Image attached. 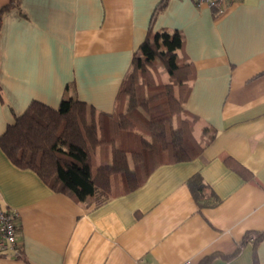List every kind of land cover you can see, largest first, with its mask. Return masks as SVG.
Instances as JSON below:
<instances>
[{"label": "crops", "instance_id": "1", "mask_svg": "<svg viewBox=\"0 0 264 264\" xmlns=\"http://www.w3.org/2000/svg\"><path fill=\"white\" fill-rule=\"evenodd\" d=\"M9 2L0 0V9ZM160 2L20 0L1 26L0 137L32 101L57 109L78 100L112 114ZM152 28L183 35L177 63L195 67L186 109L198 120L202 155L161 165L135 191L88 205L16 167L0 147V206L19 212L28 261L0 257V264H200L212 253L233 254L247 232L264 230V0L233 3L221 16L169 0ZM226 156L250 179L228 168ZM196 174L217 206L200 208L193 198L188 181ZM257 253L264 264V238ZM211 264H253L252 244Z\"/></svg>", "mask_w": 264, "mask_h": 264}, {"label": "trees", "instance_id": "2", "mask_svg": "<svg viewBox=\"0 0 264 264\" xmlns=\"http://www.w3.org/2000/svg\"><path fill=\"white\" fill-rule=\"evenodd\" d=\"M168 1L161 0L152 14L148 34L117 94L114 112L101 113L78 100L63 101L57 109L32 101L0 137L1 149L16 167L34 171L53 191L77 203L90 199L88 205H101L135 191L161 165L202 155L205 145L194 135L198 120L186 109L195 67L191 62L177 63L183 35L166 30L154 33L152 28ZM14 8H20V0H10L0 9V33L4 14ZM155 60L166 69L168 82L159 79ZM0 101H5L1 86ZM223 161L250 179L249 171L233 158L226 156ZM188 185L200 208L219 204L199 174ZM263 238L264 230L249 231L233 254L212 253L200 264H211L218 257L233 259L249 243L253 264H260L257 250ZM16 256L27 261L21 247Z\"/></svg>", "mask_w": 264, "mask_h": 264}, {"label": "built area", "instance_id": "3", "mask_svg": "<svg viewBox=\"0 0 264 264\" xmlns=\"http://www.w3.org/2000/svg\"><path fill=\"white\" fill-rule=\"evenodd\" d=\"M242 0H191L197 7H207L213 10L216 16L224 15L228 6ZM20 214L17 210H4L0 206V257L16 256L20 244L18 241V221ZM183 264H191L186 261Z\"/></svg>", "mask_w": 264, "mask_h": 264}, {"label": "rangeland", "instance_id": "4", "mask_svg": "<svg viewBox=\"0 0 264 264\" xmlns=\"http://www.w3.org/2000/svg\"><path fill=\"white\" fill-rule=\"evenodd\" d=\"M154 66L158 73V77L162 82H168V74L166 69L164 68L163 64L159 60L154 61ZM162 77V78H161ZM163 79V80H162Z\"/></svg>", "mask_w": 264, "mask_h": 264}]
</instances>
